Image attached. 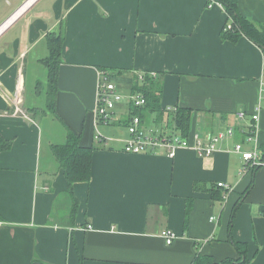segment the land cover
Wrapping results in <instances>:
<instances>
[{
  "label": "crops",
  "instance_id": "crops-1",
  "mask_svg": "<svg viewBox=\"0 0 264 264\" xmlns=\"http://www.w3.org/2000/svg\"><path fill=\"white\" fill-rule=\"evenodd\" d=\"M239 9L264 25V0H240ZM227 24L223 6L209 0H0V135L11 143L0 152V264H193L198 254L219 263L239 257L236 241L248 244L249 264H264V165L250 170L234 151L241 143L264 162V52L244 37L224 41ZM48 34L64 37L56 100L63 123L46 114ZM102 69L113 70L125 94L133 76L156 73L162 107L193 110L190 138L237 131L209 158L191 149L174 158L127 154V107L110 125L97 122ZM259 105L248 141L250 117L237 113L251 116ZM67 128L82 147H97L90 181L74 185V219L52 152ZM219 183L231 188L222 201L213 197ZM166 230L177 236L171 245Z\"/></svg>",
  "mask_w": 264,
  "mask_h": 264
},
{
  "label": "trees",
  "instance_id": "trees-1",
  "mask_svg": "<svg viewBox=\"0 0 264 264\" xmlns=\"http://www.w3.org/2000/svg\"><path fill=\"white\" fill-rule=\"evenodd\" d=\"M239 1L240 0H209V4L217 3L222 5L228 15V24L225 26L222 33V39L224 41L237 43L240 38L244 37L259 46L264 52V25L255 24L253 21L243 16L239 9ZM63 44V35L48 34L47 45L49 54L47 58L41 62L47 71V85L46 88H43L46 92V110L51 112L61 123H63L62 120L56 114V100L58 94L59 69L63 62ZM101 71L111 72L113 70L102 69ZM125 72L126 71L121 70L116 75L122 77ZM132 79L134 82L132 85V91L142 92L147 98V105L143 108L131 107V113L140 116L146 123L150 122L151 118L154 117L153 122L157 124V126L163 125L164 116L169 114L167 120L169 126L167 125V129L174 126L175 130L180 132L183 137L190 138L193 110L187 107H177L174 113H169L167 109L162 107L163 85L159 79L155 80L147 77L145 82L141 84L136 76H133ZM37 88L40 94V89H42L41 82L37 83ZM127 121L129 122V120ZM10 148L11 143L3 139L0 135V152L7 151ZM96 149V146L82 147L80 135L76 134L69 128H67L66 142L62 145L52 146V152L63 169L69 185L67 195L72 204L73 219L79 207V200L74 194V185L77 183H88L90 181L93 154ZM256 169L257 168L254 170ZM194 188L198 191L201 189V186L197 183ZM214 188L215 187H213V189ZM216 188L219 191L214 192L213 197L216 200L222 201L226 191L221 192V189L223 188ZM238 206L239 203L236 204L233 210V217L238 210ZM191 208L192 204L189 202L187 204L186 219L189 217ZM234 246L239 254L237 259H227L217 263L211 256L198 254L193 264H249L250 261L247 256L248 244L236 241L234 242Z\"/></svg>",
  "mask_w": 264,
  "mask_h": 264
},
{
  "label": "built area",
  "instance_id": "built-area-1",
  "mask_svg": "<svg viewBox=\"0 0 264 264\" xmlns=\"http://www.w3.org/2000/svg\"><path fill=\"white\" fill-rule=\"evenodd\" d=\"M149 77L156 79L158 75L154 72L148 74ZM101 82L97 95V107L96 117L97 122L100 124H111L116 120V111L118 107L125 105L127 107L126 116L129 120L127 124L130 137L124 145V152L127 154L140 155V154H167V156L174 158L180 149H191L203 158L212 157L217 151L218 146L227 138L233 137L236 133V128L225 127L217 132L215 135L210 136L206 140L201 139L199 133H195L193 138H185L180 132L175 130L174 126L171 129H167V126L148 127L147 123L138 115L131 113V107L143 108L147 105V98L142 92L129 91L123 93L118 89L117 82L113 80L112 76L106 72H101ZM147 74H139L140 82H144L147 78ZM264 99V93H263ZM169 113H174L176 109L168 108ZM262 106H258L257 111L249 116L247 112L240 111L237 113V117L240 121L250 117V125L245 130L247 134V140L252 141L257 134L258 122L260 120V112ZM96 140L106 142V139L102 138L99 134L96 136ZM236 153L241 154L244 163H246L251 169H255L260 165H264L261 161V156L254 150L252 152H244L241 143H237L235 146ZM246 171V168H245ZM219 188L225 189L227 192L224 198L227 196L228 191L231 189L224 183L218 184ZM214 218H212L213 220ZM91 230L92 226H88ZM162 236L166 239L167 245H171L177 236L166 230L162 233Z\"/></svg>",
  "mask_w": 264,
  "mask_h": 264
},
{
  "label": "rangeland",
  "instance_id": "rangeland-1",
  "mask_svg": "<svg viewBox=\"0 0 264 264\" xmlns=\"http://www.w3.org/2000/svg\"><path fill=\"white\" fill-rule=\"evenodd\" d=\"M123 89H126V91H130V87L128 86V87H122ZM125 91V90H124ZM44 109V108H43ZM46 114H48V115H52V113L51 112H49V111H47L46 110ZM112 123V122H111ZM110 125V124H109ZM147 126L148 127H152V128H154V127H159V126H157V125H155V124H152V123H150L149 122V124H147ZM60 127V126H59ZM61 128V127H60ZM68 199H70L69 197H68ZM69 201V200H68ZM62 207V206H61ZM61 207H60V211H61V213H67V214H70L71 215V211H65V208L63 207V209H61Z\"/></svg>",
  "mask_w": 264,
  "mask_h": 264
},
{
  "label": "bare ground",
  "instance_id": "bare-ground-1",
  "mask_svg": "<svg viewBox=\"0 0 264 264\" xmlns=\"http://www.w3.org/2000/svg\"><path fill=\"white\" fill-rule=\"evenodd\" d=\"M106 73H108V72H106ZM109 74V73H108ZM141 74H147V76L149 77V75L148 74H151V73H141ZM109 75H111L112 76V78H113V80H115V76H114V74L112 75V74H109ZM138 75V76H137ZM136 75V77L138 78V81H139V83L141 84V83H143V82H140V80H139V74H137ZM151 78V77H150ZM116 81V80H115ZM145 82V81H144ZM100 124H102V123H100ZM109 125V124H108ZM127 130H128V128H127ZM102 142H104V141H102Z\"/></svg>",
  "mask_w": 264,
  "mask_h": 264
}]
</instances>
